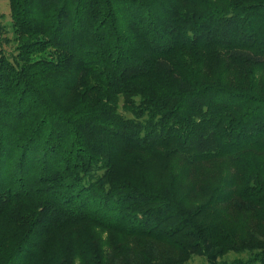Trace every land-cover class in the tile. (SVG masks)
<instances>
[{
    "label": "trees",
    "instance_id": "trees-1",
    "mask_svg": "<svg viewBox=\"0 0 264 264\" xmlns=\"http://www.w3.org/2000/svg\"><path fill=\"white\" fill-rule=\"evenodd\" d=\"M9 5L0 264H264V0Z\"/></svg>",
    "mask_w": 264,
    "mask_h": 264
},
{
    "label": "rangeland",
    "instance_id": "rangeland-1",
    "mask_svg": "<svg viewBox=\"0 0 264 264\" xmlns=\"http://www.w3.org/2000/svg\"><path fill=\"white\" fill-rule=\"evenodd\" d=\"M16 46L13 31L11 29V16L9 0H0V53L9 54ZM235 254H230L228 260L236 258ZM189 264H206L201 257H195Z\"/></svg>",
    "mask_w": 264,
    "mask_h": 264
}]
</instances>
